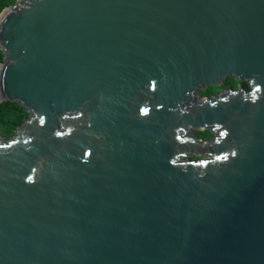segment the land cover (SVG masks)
I'll return each instance as SVG.
<instances>
[{"label": "water", "instance_id": "95a60500", "mask_svg": "<svg viewBox=\"0 0 264 264\" xmlns=\"http://www.w3.org/2000/svg\"><path fill=\"white\" fill-rule=\"evenodd\" d=\"M0 47V264H264V0H17Z\"/></svg>", "mask_w": 264, "mask_h": 264}, {"label": "trees", "instance_id": "16d2710c", "mask_svg": "<svg viewBox=\"0 0 264 264\" xmlns=\"http://www.w3.org/2000/svg\"><path fill=\"white\" fill-rule=\"evenodd\" d=\"M17 0H0V14L5 7L16 3ZM4 54L0 47V63L3 61ZM216 92L214 89L212 92H207L205 96ZM28 116L27 111L17 102L4 101L0 102V131L6 137H11L16 128L24 121Z\"/></svg>", "mask_w": 264, "mask_h": 264}, {"label": "flooded vegetation", "instance_id": "af4514ba", "mask_svg": "<svg viewBox=\"0 0 264 264\" xmlns=\"http://www.w3.org/2000/svg\"><path fill=\"white\" fill-rule=\"evenodd\" d=\"M230 79H231V78H229V83H230V84H229V86L226 87L225 89H228V88H229V89H233V90L238 89L239 87L237 86V84H234L233 82H231ZM233 79H235V78H233ZM225 82H227L226 79L224 80L223 84H224ZM244 86H245V84H243L241 87L244 88ZM249 86H250V85H249ZM244 89H245V88H244ZM246 90H247V91H250L251 88H248V89H246ZM218 92H221V91L213 92L212 94H210V95H208V96H205V97H211V96H213L214 94H216V93H218ZM201 96H202V95H201ZM194 135L199 139V142H201V143H203V142H205V141H208L209 139H211V137L214 136L213 132H212L210 129L195 130ZM191 157H193V156H191V155H187V156L185 157V159H187V160H191ZM196 157H197V156H196ZM192 160H194V159H192ZM195 160H196V159H195Z\"/></svg>", "mask_w": 264, "mask_h": 264}, {"label": "rangeland", "instance_id": "374dc122", "mask_svg": "<svg viewBox=\"0 0 264 264\" xmlns=\"http://www.w3.org/2000/svg\"><path fill=\"white\" fill-rule=\"evenodd\" d=\"M226 81L227 82H225L224 84H222L221 86H214V85H209V86H207V87H205V88H202L201 89V95L202 96H205V94H207V92H212L213 91V89L215 90V91H223L226 87H228L229 86V78H227L226 79ZM230 81L231 82H233L234 84H237V86L239 87V88H241V86L243 85V84H245V86H244V88L245 89H248V88H250V86H249V84L246 82V81H238V80H236V79H233L232 77H231V79H230ZM208 96V95H207ZM206 157L205 156H193V157H191V160L192 159H196V160H200V159H205Z\"/></svg>", "mask_w": 264, "mask_h": 264}, {"label": "snow or ice", "instance_id": "6c2138e0", "mask_svg": "<svg viewBox=\"0 0 264 264\" xmlns=\"http://www.w3.org/2000/svg\"><path fill=\"white\" fill-rule=\"evenodd\" d=\"M233 155H235V153H233Z\"/></svg>", "mask_w": 264, "mask_h": 264}]
</instances>
